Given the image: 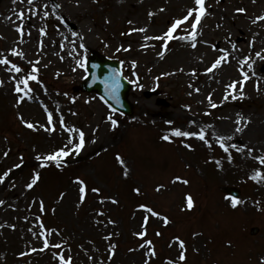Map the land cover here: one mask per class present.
Returning <instances> with one entry per match:
<instances>
[{
	"label": "rangeland",
	"instance_id": "374dc122",
	"mask_svg": "<svg viewBox=\"0 0 264 264\" xmlns=\"http://www.w3.org/2000/svg\"><path fill=\"white\" fill-rule=\"evenodd\" d=\"M193 3L0 0V59L10 61L0 65V264H59L61 255L71 257V264H179L176 237L185 244L184 264H261L264 178L251 177L254 171L264 174L255 159L264 156V60L256 56H264V20L257 19L264 16V0H205L195 48L179 39L191 31L192 18L173 33L176 38L153 39ZM141 28L146 32L133 31ZM91 51L122 61L133 83L131 116L113 113L94 93L74 91ZM225 52L227 62L208 72ZM13 63L23 71L12 70ZM33 67L37 80L29 81L32 91L21 101L24 94L15 85ZM234 82L237 88L229 89ZM65 128L85 133L83 149L63 158L61 167H40L38 155L63 147L69 137L78 142V132ZM177 128H203L206 140L173 136ZM217 137H231L225 141L228 153ZM36 173L39 179L28 188ZM177 176L189 183H173ZM77 178L87 187L82 203ZM138 188L143 196L135 194ZM227 188L240 192L236 207L226 198ZM145 216L147 234L140 237ZM252 227L258 229L254 236ZM45 238L61 247L45 248Z\"/></svg>",
	"mask_w": 264,
	"mask_h": 264
},
{
	"label": "snow or ice",
	"instance_id": "6c2138e0",
	"mask_svg": "<svg viewBox=\"0 0 264 264\" xmlns=\"http://www.w3.org/2000/svg\"><path fill=\"white\" fill-rule=\"evenodd\" d=\"M17 0H13V3H16ZM21 3L24 2V0H20ZM34 0H27V3L28 4H33ZM237 12L239 13H244L246 12V9H243V8H238L236 9ZM18 15L23 18L24 16V12H19ZM45 15H47V13H45ZM151 15V13H150ZM206 15V8H205V0H194V3H193V7H190L187 9V12L186 14L182 17V18H179V19H176L174 20L171 24H170V27L167 29L166 32L163 33L162 36H157V37H153V39H156V40H161V41H170L176 37L173 36V33L176 32V30L181 26L183 25L185 22L189 21L190 18H192V21L190 23V27H191V31L188 33V35L186 36H181L179 37V39H182V40H189L191 41V47L195 48L196 47V39H197V28L198 26L201 24V21L203 19V17ZM257 19L259 20H264V16H261V17H258ZM255 23V20L253 21ZM131 23V21L129 22ZM19 32H21V34H23V30L22 28H18L17 29ZM133 31H140V32H146V29L144 28H141V29H133ZM167 47V45L165 44V48ZM233 48H235V45H233ZM13 54L14 55H19V56H23V53H17L14 49H13ZM161 56L164 55V53H160ZM256 56L259 57L261 60H264V56L261 55L260 52H256ZM227 59H228V55L227 53L225 52L224 55H221L219 56L217 59L214 60V62L211 64V66L207 69L208 72H211L213 71V69H216L218 68L219 66H221L222 62H227ZM10 61L5 58V59H0V65H6V64H9ZM239 63H247V60L245 61H241ZM249 68H252V64H248L247 65ZM12 70H14L15 72L19 73L21 71H23L19 66H17L16 64H12ZM38 70L33 67L31 72L28 73V75L25 77V78H21L19 83H17L15 85V91L16 92H22L24 95H22L20 97V100L23 101L24 97L25 96H28L29 93L32 91L31 88L28 87V84H29V81L32 80V81H35L37 80V76L34 75L33 73L37 72ZM242 76L244 78V80H248L249 79V76H248V73L247 72H242ZM15 79V78H14ZM109 80L111 81L110 83H108V91H109V94L117 99L118 101V92H119V88H120V83H119V76L117 73H113V75L109 78ZM0 84H3V81H0ZM21 85H23L24 87L22 88ZM227 87L229 89H236L237 88V84L234 82V83H230L229 85H227ZM197 91H199V89H196ZM243 96V92H242V89H241V98ZM228 97L225 96V99H227ZM235 98V97H233ZM209 100H211V98L209 97ZM212 107H216L215 104H212ZM239 115V114H238ZM241 119H243L241 117ZM47 120H48V124L49 125H52V122H53V116H52V113H48L47 115ZM108 120H110L112 122V125L113 127H115L117 125V121L114 120L111 116L108 117ZM26 123V126L28 128H34L35 125L31 122H25ZM169 123H171L169 121ZM195 123V122H193ZM237 123H239V120L237 121ZM60 124L63 125L64 124V121L63 119L60 120ZM43 127V126H42ZM47 131L49 132H52V131H55V128L54 127H48L46 128ZM243 129L241 128H237L236 131H242ZM65 131L68 132V133H72V132H78V135H79V140L78 142H73V139L71 137H69L68 139V143L65 144L63 147H60L58 149H56L55 151L53 152H50L49 154L45 155V156H40L38 155L36 157V160L37 161H43V163L40 164V167H46L47 166V162H55L56 166L57 167H60L61 164H62V161H63V158L65 157H68L70 155H73V154H78L84 147V144H85V133L83 131H80L78 129H75V128H65ZM172 135L173 136H176V137H197L199 140L201 141H205L206 140V134H205V131L204 129H200V131L197 133V132H191V131H182L181 129L177 128V129H174L173 132H172ZM163 140L165 141H168L170 139V136L169 135H164L162 137ZM217 139L219 140L220 142V147L223 148V150L228 153L229 149H228V146L225 144V141L226 140H230L231 137H217ZM69 145H71L72 147L69 148ZM187 147H191V145H186ZM210 146V145H209ZM232 148H237V145L235 144H232L231 145ZM237 150H242V149H237ZM249 152H251V149L249 150ZM5 156L8 155L7 152L4 153ZM229 159H231V155L229 154ZM255 159H257L259 161L260 164L264 165V156H257L255 157ZM117 160L119 161L120 164H124V160L122 158H120L119 156H117ZM15 167H20L19 164L15 165ZM125 175H127V173L125 172ZM253 180H257L259 178H264V174H262L261 172L259 171H254V175L251 177ZM39 179V173H36L35 176L33 177L32 181L27 184V187L28 188H32L33 185L37 182V180ZM177 181H181L182 183L184 184H188L189 181L186 180V179H183L182 177H175L174 180H173V183L177 182ZM79 185V193H80V202L82 203L83 200L85 199V193H86V187H85V182L79 178H77V181H76ZM163 187V185L161 186H158L157 187V191L160 190V188ZM93 192H99L100 190L99 189H96V188H93L92 189ZM137 192H139V189H136ZM186 202H187V208L188 209H191L193 207V198L192 196L189 194L186 196ZM3 201H0V204H2ZM232 203V206L233 207H236L237 204L239 203V201H237L235 198L232 199L231 201ZM140 208L141 209H144L147 213H150L154 216H159L160 214L155 212L151 207H148L147 205H140ZM40 210L43 211L44 210V204H43V201L40 202ZM147 219L148 217L145 216V224L142 225V231L137 233V235H139L140 237H144L146 236L147 232H146V223H147ZM164 222L167 223L168 222V219L167 217H164ZM41 227H43V225L41 224ZM176 240L179 242V247L181 249V252H180V255H179V260L180 261H183L185 260V255H184V252H183V249L185 247V244H184V241L180 240L179 237H176ZM44 243V247L47 248L49 246L51 247H55V248H60L61 245L60 244H49V240L47 238L44 239L43 241ZM145 243L149 246H151L152 242L151 241H145ZM115 246L114 245H111L110 248H114ZM141 247H144V244H141ZM43 249H41L42 251ZM149 252L152 256L155 255V250L150 248L149 249ZM59 264H71V257H68L67 259H65V257L63 255L59 256ZM145 264H147V261L145 262ZM169 264H171V262H169ZM261 264H264V257H261Z\"/></svg>",
	"mask_w": 264,
	"mask_h": 264
},
{
	"label": "water",
	"instance_id": "95a60500",
	"mask_svg": "<svg viewBox=\"0 0 264 264\" xmlns=\"http://www.w3.org/2000/svg\"><path fill=\"white\" fill-rule=\"evenodd\" d=\"M90 62H95V63H99L101 64L100 66H98L97 64H94L95 67L94 68H97L98 72H95L96 74L97 73H101L103 74L105 71L104 70V67H106L107 69L110 70V74H106V75H102L100 76L101 78V81L103 84H105L107 87H108V83H110L111 81L109 80V78L113 75V73H116L117 72V64L116 62H110V61H107L105 59H103L102 57L100 56H97V55H94L91 59H90ZM93 63H90V66L88 67V70L90 72H92V69L91 67L94 66ZM91 80V78H90ZM129 89V86L128 85H123V86H120L119 88V92H118V101L117 99H115V101L117 102V104L113 101L112 97H110L109 95H106L100 86H89L88 85V81L87 83H83L82 86H81V90H91V91H95L97 92L98 94H101L103 97H105L108 101H110L112 103V105L116 108V109H119L120 111H122L123 113H126V114H130L131 113V106L129 105V103L127 102L126 100V96H127V91Z\"/></svg>",
	"mask_w": 264,
	"mask_h": 264
}]
</instances>
